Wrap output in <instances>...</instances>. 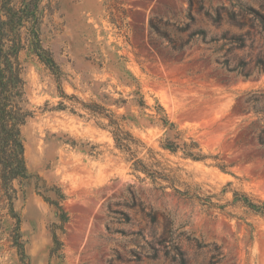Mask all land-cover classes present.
Here are the masks:
<instances>
[{
    "label": "rangeland",
    "instance_id": "374dc122",
    "mask_svg": "<svg viewBox=\"0 0 264 264\" xmlns=\"http://www.w3.org/2000/svg\"><path fill=\"white\" fill-rule=\"evenodd\" d=\"M47 2L41 38L60 67L64 94L48 70L27 62L25 106L33 114L21 132L33 178L24 191L15 183L14 200L24 256L0 201V264H212L217 252L222 264H264V220L231 204L235 191L264 200L257 136L264 127V0ZM154 20L190 43L174 51L151 29ZM195 30L206 37L191 39ZM241 62L249 77L234 71ZM137 86L146 108L135 102ZM92 102L126 117L124 127L144 144L138 158L165 178L133 170L109 119L86 107ZM192 142L205 158L186 155L184 143ZM56 192L68 216L62 229L46 200ZM55 228L58 256L51 255Z\"/></svg>",
    "mask_w": 264,
    "mask_h": 264
},
{
    "label": "trees",
    "instance_id": "16d2710c",
    "mask_svg": "<svg viewBox=\"0 0 264 264\" xmlns=\"http://www.w3.org/2000/svg\"><path fill=\"white\" fill-rule=\"evenodd\" d=\"M46 0H0V201L8 208L9 215L14 219V228L11 235L12 242L18 243L20 254L24 256L23 247L20 235V219L14 209V200L18 194V188L15 183L19 185L21 191L31 184L33 175L30 174L25 157V139L22 135L21 128L26 123L27 118L31 117L33 112L25 106V85L24 72L26 64L29 60H35L40 65L48 70L59 84L61 89V71L56 62L52 52L47 49L41 38V26L46 16V11L49 6ZM244 10H251L259 14L251 7L242 5ZM264 17L262 14H259ZM177 22H173L175 25ZM151 29L158 35L167 39L169 45L174 51H181L190 43V39L178 42L177 39L171 37L168 33L162 31L160 21H151ZM189 25L178 28V31L183 32L188 29ZM206 37L205 30H195L190 33V38ZM240 38H229V41H237ZM260 71L264 72V60L258 61ZM234 71L244 77H249L251 74L245 71V64L240 63L234 68ZM135 102L142 108L148 107L144 97L137 86L135 91ZM86 107L93 115L105 116L109 119L106 126L111 128L114 135L116 146L128 154V160L132 162L134 171H142L148 175H152L154 180L161 176L157 170L148 168L142 159L138 158V149L144 144L140 139L136 138L129 130L124 127L122 123L126 118L124 115L117 116L114 112L106 109L104 106L92 102L86 104ZM162 124L167 125L166 117H159ZM171 124L170 128H173ZM258 141L264 146V127L258 133ZM195 142L191 144L184 143L186 155L194 159H203L205 156L201 152L194 151ZM179 144L175 141H168L166 147L175 151ZM222 169H226V164H219ZM165 178V177H164ZM35 187L38 190L44 189L48 191L45 185L40 186L35 182ZM172 187H174L172 182ZM175 192L181 196L193 199L195 194L190 190H179L175 188ZM58 194V197L52 199L46 197L57 210L58 218L62 229V224L67 221L68 216L62 209L61 199L63 194ZM198 197V196H197ZM232 205L244 208L247 212H251L264 220V200L256 199L246 193L239 191L234 192V197L231 202ZM209 207L219 206L224 209L226 205L217 204L209 201ZM241 218V217H239ZM1 228V220H0ZM53 229L54 247L51 250L52 256H58L62 248L56 229ZM184 261L182 252H178ZM223 257L221 252L214 253L212 256V264H222ZM23 264H27L23 262Z\"/></svg>",
    "mask_w": 264,
    "mask_h": 264
}]
</instances>
